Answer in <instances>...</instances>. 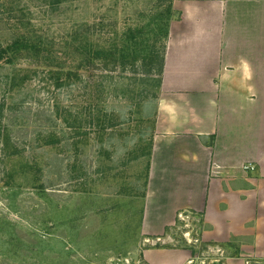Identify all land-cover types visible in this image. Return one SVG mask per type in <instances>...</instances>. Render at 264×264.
Listing matches in <instances>:
<instances>
[{
    "label": "rangeland",
    "instance_id": "obj_1",
    "mask_svg": "<svg viewBox=\"0 0 264 264\" xmlns=\"http://www.w3.org/2000/svg\"><path fill=\"white\" fill-rule=\"evenodd\" d=\"M171 1L170 22L205 0ZM245 1L256 42L264 8ZM168 2L0 0V48L32 34L50 58L22 51L13 62L0 59V264H150L143 250L163 248L182 249L183 264L241 263L240 242L204 239L201 217L190 209L178 210L161 232L165 217L157 221L154 209L144 220L145 151L156 135L160 91L142 80L161 77L164 60L77 67L81 41L108 46L136 27L153 40L146 26ZM242 2L234 4L237 12ZM167 42L157 40L160 58ZM61 71L79 77L59 86Z\"/></svg>",
    "mask_w": 264,
    "mask_h": 264
},
{
    "label": "crops",
    "instance_id": "obj_2",
    "mask_svg": "<svg viewBox=\"0 0 264 264\" xmlns=\"http://www.w3.org/2000/svg\"><path fill=\"white\" fill-rule=\"evenodd\" d=\"M248 3L205 0L170 22L144 204L145 221L153 209L165 217L160 232L178 210L202 214L204 239L240 242L241 263L228 264H264V25L253 42ZM142 254L150 264L186 257Z\"/></svg>",
    "mask_w": 264,
    "mask_h": 264
},
{
    "label": "trees",
    "instance_id": "obj_3",
    "mask_svg": "<svg viewBox=\"0 0 264 264\" xmlns=\"http://www.w3.org/2000/svg\"><path fill=\"white\" fill-rule=\"evenodd\" d=\"M172 1L169 0L168 5L165 6V9L161 10L159 13L154 15L155 17L152 18V21H149L147 28L151 26L150 30H152L154 34V39L146 38L143 35V29L141 27H136L133 30L128 29L127 32L124 33V36L120 38L118 41L114 42L111 45H94L87 42H80L77 46L76 55H81V65L77 67L86 66V64H90L95 62V60H99L103 62L105 65L112 64L117 66L118 62L122 58H133V59H142V60H150V61H161L163 62L164 58H160L159 51L156 47L157 40L166 39L169 34V27H170V20L173 16L172 10ZM141 38V40H139ZM151 40V41H150ZM26 52L29 57L32 58H43L44 56L47 57V47L45 46L44 41L41 37L33 36L32 34H23L17 36L13 40H11L5 47L0 48V59L5 56L6 54L7 59L9 62H13L14 58L17 56V53ZM87 64V65H88ZM62 68V67H60ZM62 75H64L62 77ZM72 76L78 78L79 74L68 72V71H61V73L56 75L57 84L61 86L66 82L65 79H69ZM18 76L12 77V80H15ZM65 77V78H64ZM22 78H25L22 77ZM144 84L153 83V87L158 92L161 85V77H152L146 78L142 80ZM50 143L54 142V139H50ZM6 143V142H5ZM7 144H9V139L7 140ZM152 149V141L150 140L145 151L146 156V177L148 175L149 170V161ZM14 155L16 153L19 154V151L14 148L13 150ZM17 154V155H18ZM144 154V153H143ZM198 216L202 217V214L198 213ZM202 223V219L199 220ZM226 247L232 248L234 245L226 244ZM236 249V254H237Z\"/></svg>",
    "mask_w": 264,
    "mask_h": 264
},
{
    "label": "built area",
    "instance_id": "obj_4",
    "mask_svg": "<svg viewBox=\"0 0 264 264\" xmlns=\"http://www.w3.org/2000/svg\"><path fill=\"white\" fill-rule=\"evenodd\" d=\"M182 218V217H181ZM183 221L187 222L188 221V218L187 219H183ZM188 224H185V227H187ZM186 235V234H185ZM191 242V241H190Z\"/></svg>",
    "mask_w": 264,
    "mask_h": 264
}]
</instances>
